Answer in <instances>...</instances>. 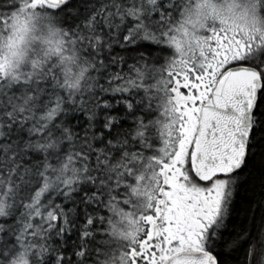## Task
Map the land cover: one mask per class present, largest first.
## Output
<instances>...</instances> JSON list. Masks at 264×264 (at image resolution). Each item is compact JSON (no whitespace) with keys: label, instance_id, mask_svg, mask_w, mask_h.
I'll list each match as a JSON object with an SVG mask.
<instances>
[{"label":"snow or ice","instance_id":"snow-or-ice-1","mask_svg":"<svg viewBox=\"0 0 264 264\" xmlns=\"http://www.w3.org/2000/svg\"><path fill=\"white\" fill-rule=\"evenodd\" d=\"M0 264H264V0H0Z\"/></svg>","mask_w":264,"mask_h":264}]
</instances>
